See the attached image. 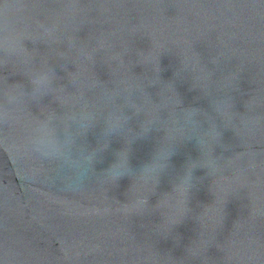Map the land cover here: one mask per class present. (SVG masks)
<instances>
[{"label": "water", "instance_id": "water-1", "mask_svg": "<svg viewBox=\"0 0 264 264\" xmlns=\"http://www.w3.org/2000/svg\"><path fill=\"white\" fill-rule=\"evenodd\" d=\"M68 2L0 0L9 8L12 37H21L27 49L12 56L0 51V61H7L0 67V105L8 113L0 123V264H264V0H79L74 13L65 8ZM4 20L0 16V38ZM37 22L56 24L58 42L41 41ZM72 35L77 46L94 52L88 61L73 49L76 65L67 63L84 90L98 85L86 93L92 104L104 107L99 85H117L132 89L149 117L161 118L160 127L127 145L122 135L108 137L94 175L69 188L87 167L80 145L93 149L102 142L103 121L56 159L40 157L33 142L46 138L45 122L61 141L75 130L66 119L69 108L55 100L61 86L74 91L57 56L69 52ZM48 67L57 79L34 99L29 78ZM5 77L8 85L22 86L25 95L17 102H5ZM225 95L232 108L224 124L216 119L221 135L212 155L230 177L213 181L207 169H194L189 212L172 225L183 208L164 220L155 205L188 162L202 158L194 137L180 139L176 116L185 108L215 116L211 102ZM125 113L127 127L139 132L144 114ZM197 119L208 127L202 115ZM163 128L178 141L154 191L128 175L114 184L96 178L124 147L138 172L163 142ZM137 195H148L142 213L122 205ZM193 246L195 257L188 251Z\"/></svg>", "mask_w": 264, "mask_h": 264}, {"label": "clouds", "instance_id": "clouds-1", "mask_svg": "<svg viewBox=\"0 0 264 264\" xmlns=\"http://www.w3.org/2000/svg\"><path fill=\"white\" fill-rule=\"evenodd\" d=\"M65 8L74 13L79 8V0H69L65 5ZM8 12L9 8L7 5L0 7V16L5 17L3 27L5 35L0 38V51H3L6 56L23 54L27 49L24 47L21 37H12L10 22L7 19ZM37 26L41 31L39 37L41 41L51 43L58 42L59 38L56 36L58 27L56 24L47 25L42 22H37ZM79 30L80 29H76L75 32ZM33 42L35 43L36 41L34 40ZM67 42L69 52H57V56L65 62L59 64V67L67 72L68 80L74 91L72 93H66L64 87L61 86L55 96V100L61 106L69 108L68 113H66V119L70 122V125H75V130L74 132L68 130L66 132V140L61 141L56 135L55 129L50 127L48 122H45L42 127L46 130L47 136L45 139L34 140L33 150L44 159H56L62 155V148L64 146L67 144H75L76 140L83 137L91 128H93L97 121L102 120L104 125L100 134L102 142L98 141L97 147L93 149H88L83 144L80 145L83 162L87 167H83L77 174H75L72 180H69L68 187L72 188L73 183H75L76 187H80L84 184L86 179L94 175L93 163L97 159L98 153L107 148L108 137L113 134L122 135L125 137V143L127 145L137 137L146 136L154 126H158L161 117H149L144 110V101L140 97H136L135 92L132 89L121 88L113 84L111 88L107 87L105 84L99 85V99L104 107L102 110L98 109L89 101L88 96H86L87 92L93 91L98 85H90L87 90H84L81 87V81L77 70L71 72L67 71V63L70 62L73 65H76V62L70 59L71 50L74 49L76 51L78 58L82 57L88 61L94 60V52L87 51L82 44L77 46V38L74 35L68 36ZM6 66V60L0 61V67ZM54 79H57V74L54 68L51 67L34 73L29 78V83L32 85V98L39 99L47 94L45 90L51 89L52 81ZM4 83L7 85L5 90V102L7 104L17 102L20 97L25 95L22 91V86L19 83L8 85L6 77L4 78ZM118 100L120 103H117ZM211 106L215 116L203 113L198 108H185L180 110L175 119V123L179 126V130L182 133L180 139H192L194 137L201 151L202 158L196 161H189L183 174L176 178V182L172 186V191L164 193L155 205V208L163 215L164 220L169 214L174 212L173 210L176 211L181 207L183 208L182 217L172 225L178 223L189 212L187 201L190 190L194 187V169H207V174L213 177V181L217 177L221 179H228L230 177L229 175H225L226 166L224 163H221V158L214 157L212 151L213 146L219 142L221 135L218 130L216 119L219 118L223 124L225 123V118L228 116L229 111L232 108L231 98L227 95L217 97L212 100ZM77 108L78 111L76 110ZM126 108L131 109L134 115L140 113L144 114L145 119L140 124L139 132L133 133L132 129L127 127L128 121L131 117L125 113ZM7 115V110L0 105V123L6 121ZM54 115L55 114L53 113V116ZM200 115H202L207 121L208 127L206 129L201 126V121L197 119ZM51 119L52 116L49 117V121ZM192 128L199 129L197 135L190 134V129ZM163 129L165 132L163 142L156 150L150 162L144 164L138 172H134L129 167L128 148L124 147L115 154V161L96 178L102 179L108 184H114L121 177L128 175L133 177L134 182L152 185L154 191L159 182L161 173L168 168V160L173 154L174 146L178 141L171 136L169 130H166L165 128ZM162 157L163 162L161 163ZM147 199L148 195H137L135 199L129 200L128 203L122 205L131 209L134 213H142L143 209L147 206ZM189 250H191L193 257L197 256V250L194 246L190 247L188 251Z\"/></svg>", "mask_w": 264, "mask_h": 264}]
</instances>
